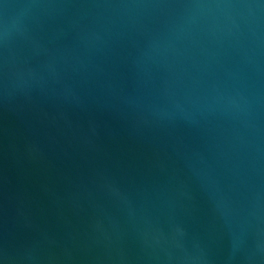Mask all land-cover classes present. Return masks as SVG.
I'll list each match as a JSON object with an SVG mask.
<instances>
[{"label": "water", "instance_id": "obj_1", "mask_svg": "<svg viewBox=\"0 0 264 264\" xmlns=\"http://www.w3.org/2000/svg\"><path fill=\"white\" fill-rule=\"evenodd\" d=\"M0 264H264V0H0Z\"/></svg>", "mask_w": 264, "mask_h": 264}]
</instances>
